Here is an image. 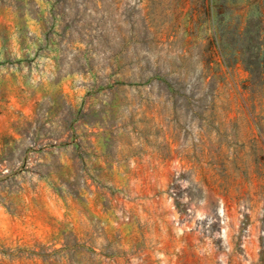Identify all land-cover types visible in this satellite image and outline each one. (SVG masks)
I'll list each match as a JSON object with an SVG mask.
<instances>
[{
	"label": "rangeland",
	"instance_id": "374dc122",
	"mask_svg": "<svg viewBox=\"0 0 264 264\" xmlns=\"http://www.w3.org/2000/svg\"><path fill=\"white\" fill-rule=\"evenodd\" d=\"M263 10L0 0V264H264Z\"/></svg>",
	"mask_w": 264,
	"mask_h": 264
},
{
	"label": "trees",
	"instance_id": "16d2710c",
	"mask_svg": "<svg viewBox=\"0 0 264 264\" xmlns=\"http://www.w3.org/2000/svg\"><path fill=\"white\" fill-rule=\"evenodd\" d=\"M260 2L262 0H259ZM212 9V0H205ZM258 4V1H257ZM211 20V16H210ZM213 20V19H212ZM240 30V31H239ZM241 47L237 51L238 60L249 75L248 87L253 95L264 93V10L257 16L250 15L243 28L238 29ZM221 52V49H220ZM222 54V53H221Z\"/></svg>",
	"mask_w": 264,
	"mask_h": 264
},
{
	"label": "crops",
	"instance_id": "0c3cea01",
	"mask_svg": "<svg viewBox=\"0 0 264 264\" xmlns=\"http://www.w3.org/2000/svg\"><path fill=\"white\" fill-rule=\"evenodd\" d=\"M49 206H50V211H55V212H59V213H62L64 211L60 209V206H61V199L58 198V197H54L55 194L53 193H50L49 191ZM63 200V199H62ZM66 202H69V199H64ZM53 201H56V202H53ZM105 203L106 205L110 206L111 208V211H113L115 214H118V207H119V200L116 199V198H109V200H105ZM65 204V203H64ZM88 205V211H89V214H90V219H96L97 217H95L97 214H98V210L99 208L101 209V204L99 205L97 201L95 202H88L87 203ZM115 207V209H114ZM69 209V208H68ZM70 212H72V209H69ZM74 212H77V211H74ZM99 214H102L101 212H99Z\"/></svg>",
	"mask_w": 264,
	"mask_h": 264
}]
</instances>
